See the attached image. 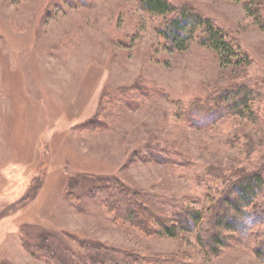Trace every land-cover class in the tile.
<instances>
[{
	"label": "rangeland",
	"instance_id": "obj_1",
	"mask_svg": "<svg viewBox=\"0 0 264 264\" xmlns=\"http://www.w3.org/2000/svg\"><path fill=\"white\" fill-rule=\"evenodd\" d=\"M169 1L221 28L232 63L195 39L171 46L138 0H0V264H264L261 235L229 233L211 254L196 228L168 235L141 209L205 208L264 166V30L249 0ZM257 11L263 22L264 0ZM236 84L256 96L244 116L221 100ZM112 189L146 229L116 217Z\"/></svg>",
	"mask_w": 264,
	"mask_h": 264
},
{
	"label": "trees",
	"instance_id": "obj_2",
	"mask_svg": "<svg viewBox=\"0 0 264 264\" xmlns=\"http://www.w3.org/2000/svg\"><path fill=\"white\" fill-rule=\"evenodd\" d=\"M138 2L147 13L163 16L158 32L171 46L183 49L190 40L195 39L213 50L224 65L232 63L236 55L233 42L227 38L221 28L213 24L211 20L201 17L199 12L187 6H176L169 0H138ZM257 10L258 0H249L248 12L258 20L260 27L264 30V21L262 22V17ZM246 61V56L242 55L240 58L237 57L234 63L240 65ZM236 86L232 90L223 92L221 100L228 105L227 110L232 115L244 116L248 102L256 96L247 85L236 84ZM119 190L127 191L124 188ZM119 190L115 188L116 192ZM115 194L114 189L107 192L104 198L107 205L119 219L135 222L137 220V216H134L135 209L133 210L130 206H126L125 210L119 208ZM149 199L145 198L146 207L141 209L149 210L147 211L155 219V224L164 233L173 236L180 227L196 228V240L211 254L217 253L221 247L226 246L225 239L229 238V233H236L241 237L253 236L255 233L257 235L254 236L258 238V235H261V237L259 236V240L253 242L260 244V247H255L254 250L264 262V166L250 172H242L241 176L229 181L227 188L219 197L211 200L205 208H188L179 203L176 205L179 211H172L168 216L160 211L162 207ZM138 220L141 222L142 229H146L143 218ZM204 226L211 230L205 231L203 241L201 230ZM75 264H84V262L78 261Z\"/></svg>",
	"mask_w": 264,
	"mask_h": 264
}]
</instances>
